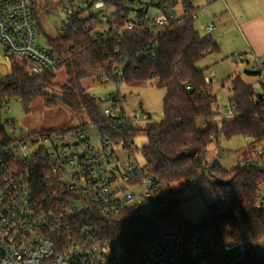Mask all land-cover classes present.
I'll return each mask as SVG.
<instances>
[{"label":"built area","instance_id":"1","mask_svg":"<svg viewBox=\"0 0 264 264\" xmlns=\"http://www.w3.org/2000/svg\"><path fill=\"white\" fill-rule=\"evenodd\" d=\"M177 4L181 6L179 0H63L61 7L67 22L77 16L100 24L94 29L96 37L107 41L115 36L116 54L122 31L146 29L142 47L152 58L157 36L178 23ZM213 28L211 20L204 25L206 34ZM38 34L31 0H0L4 56L8 61L10 56L25 59L29 71L37 75L54 72L60 60L37 42ZM243 57L233 54L236 61H244ZM247 68L264 85V60L254 56ZM120 69L113 68L117 89ZM206 81L212 83L213 75ZM260 97L262 92L255 102ZM107 100L99 118L88 124L32 132L2 121V113L9 111L7 101L2 103L0 264H183L184 252L189 250L184 241L199 257H192L195 264H264L248 244L200 234L195 223L185 219L182 229L162 232L138 260L130 259L116 239L103 234L99 218L127 209L148 220L164 214L171 225H178L182 217L175 210L173 194L162 190L132 150L131 129L152 122L144 106L139 103L128 115L118 90L108 93ZM237 113L228 102L219 105L215 115L224 118ZM119 149L125 153L121 155ZM255 201L256 207L264 206L260 189Z\"/></svg>","mask_w":264,"mask_h":264},{"label":"trees","instance_id":"2","mask_svg":"<svg viewBox=\"0 0 264 264\" xmlns=\"http://www.w3.org/2000/svg\"><path fill=\"white\" fill-rule=\"evenodd\" d=\"M179 1L183 11L178 23L157 36L150 53L152 58L142 47L147 39L146 29L122 31L120 53L116 54L115 36L105 41L94 35V29L100 28V24L92 25L77 16L69 22L63 20L64 31L46 40V46L58 56L59 67L65 73V82L57 86L58 98L70 108H83L91 120H96L103 106L99 97L86 91L84 80L116 81L114 67L121 68V82L130 86L153 79L157 87L164 89L162 119L136 126L128 136L133 138L138 132L146 135L147 142L139 152L161 188L186 180L200 190L209 182L214 199L207 205V213L195 223L198 233L251 247L252 241L264 236V206L256 207L255 201L256 192L264 186V145L261 150L253 147L242 150L236 164L228 169L217 161L208 163L205 154L209 143L213 140L218 145L220 137L242 135L264 143V97L258 102L254 100L261 92L264 95V85L257 79L258 92L241 75L226 77L221 82L229 83L228 102L238 113L220 122L209 119L215 116L219 105L215 103L212 83L206 81L205 70L195 65L205 54L218 51V45L210 34L201 35L194 29L197 0ZM9 63V72L0 75V109L9 98L18 99L27 109L32 100L46 97V88L52 84L55 72L34 74L25 59L15 56L9 57ZM245 73L254 75L248 70ZM53 102L54 99H46L48 106ZM198 118L205 119L201 126L197 125ZM191 150L194 153L185 156ZM248 161L251 162L248 164ZM215 178L229 182L217 184ZM137 216V211L127 209L99 218L103 234L116 239L132 260L140 259L162 232L185 226L183 217L178 225H171L169 216L164 214L147 222L137 221ZM183 264H195L186 251Z\"/></svg>","mask_w":264,"mask_h":264},{"label":"rangeland","instance_id":"3","mask_svg":"<svg viewBox=\"0 0 264 264\" xmlns=\"http://www.w3.org/2000/svg\"><path fill=\"white\" fill-rule=\"evenodd\" d=\"M31 2L34 6V15L37 25L41 30L37 36V42L41 44V46H45L47 39H53L62 32V21L65 18V11L61 7L63 5V0H31ZM197 3L200 7L194 16V29L199 34H204L206 20L211 19L214 23V31L213 33H210V35L215 39V37L220 35L218 32L224 34V50L218 45L220 51H212L211 53L205 54L204 57L196 63V68L204 69L205 75L213 70L216 73L219 71L224 72L223 70H235L236 60L233 59V54L231 55V52L238 48H234L232 51H229L231 50L229 48H233L234 43L235 45L238 43L236 35L239 37L240 33L236 27H233L232 29L227 27L228 24H226L225 29L223 23H219L218 19H220V17L218 19L212 18V7L209 1L198 0L196 5ZM174 9L177 16L182 14L183 10L179 4H177ZM225 12L228 14V10ZM226 13L221 14V16L226 15ZM222 30L224 32H222ZM242 41L245 45L246 42L243 38ZM13 61L17 62L15 58ZM219 62L222 64H218ZM238 62L237 68L239 74L249 79L253 84V87L259 91L260 85L256 82V79H254L252 75L245 73V70H247V64L241 63L242 61ZM9 68L10 63L4 56V50L0 48V75L9 72ZM54 72V77L51 82L52 84L46 88V97H37L32 100L27 109H24L20 101L16 98L6 99L9 111L2 113V121H12L16 127L23 132L63 130L90 123V116L83 108H70L63 102V100L58 98L57 86L58 84L65 82V73L61 67L56 68ZM215 74H212L213 80L218 84V78L220 77ZM83 85L89 94L100 98L101 107L108 104V93L116 92L118 90V92L124 96L123 105L128 115H132V110L140 103L144 106L151 121H159L162 119V98L164 95V89L157 87L154 84L153 79H149L138 86H130L123 82H119L118 89L115 81L104 78L99 80H84ZM229 89L230 85L228 87V90ZM228 90H214L215 95L218 98V105L223 104L227 106ZM46 99H54L53 104L48 106ZM210 118L211 117H209V119ZM221 119L222 117L215 115V120L217 122H220ZM204 120V118H198L197 125L201 126ZM132 139V150H134L135 157L140 163H143L144 160L139 149L147 142V137L143 132H138ZM263 145V141L253 142L251 139L242 135L232 136L227 139L220 137L218 139V145H216L213 140L209 143L205 154V160L208 163L217 161L221 167L228 169L236 164L242 150L248 147L261 150ZM119 153L123 155L125 152L119 149ZM220 154L221 156L218 157ZM162 190L173 194L176 203V212L189 223L198 222L207 213V205L214 199L209 182H205L201 189L197 190L192 183L186 180H178L171 183L168 187L162 188ZM261 191L264 197V186L261 187ZM184 245H187L189 248L188 254L199 260L198 255L192 250L191 246L186 244L185 241ZM251 249L258 258L264 259V236L252 241Z\"/></svg>","mask_w":264,"mask_h":264},{"label":"crops","instance_id":"4","mask_svg":"<svg viewBox=\"0 0 264 264\" xmlns=\"http://www.w3.org/2000/svg\"><path fill=\"white\" fill-rule=\"evenodd\" d=\"M208 1V0H206ZM195 1V5H196ZM211 4V16L214 19H218L220 17L219 23H223V27L226 29V24H228L227 27H230L232 29L233 27H236L238 32L240 33L239 37L236 35L238 43L233 45V48H229L232 51L234 48H238L231 52V55L234 53H241L243 54V59L241 63H248L254 56L259 57L260 59L264 60V0H211L209 1ZM199 7L200 5L197 3L196 5ZM197 10V11H198ZM228 10V14L225 12ZM226 13V15L221 16V14ZM196 14V13H195ZM195 16V15H194ZM211 19H207L208 22ZM214 30L211 31L213 33ZM220 31V30H219ZM222 32H224L222 30ZM220 35L213 38V40L216 42L217 45H219L220 48L224 50V34L218 32ZM206 34V33H204ZM202 34V35H204ZM212 37V36H211ZM242 38L245 40V45L242 41ZM220 51V49H218ZM226 51V50H225ZM228 51V50H227ZM239 51V52H238ZM217 63V62H216ZM238 61H235V70H222L224 72H215L210 71L206 77H209V75H214L215 73L219 75L220 78H218V84L215 83L213 80L212 87L213 94L215 95L214 90H228L229 84L228 82L225 84H222V80L230 75H240L238 72ZM218 64H222L219 62ZM225 65V64H224ZM248 70V68H247ZM237 71V72H235ZM215 74V75H216ZM242 76V75H241ZM254 79L256 77L252 75ZM217 77V76H216ZM246 81H249V79L242 76ZM257 82V79H256ZM216 84V85H215ZM260 85V84H259ZM260 91V89H259ZM258 91V92H259ZM230 96V89L228 90V96L227 101ZM215 103L218 106V98L215 95Z\"/></svg>","mask_w":264,"mask_h":264},{"label":"water","instance_id":"5","mask_svg":"<svg viewBox=\"0 0 264 264\" xmlns=\"http://www.w3.org/2000/svg\"><path fill=\"white\" fill-rule=\"evenodd\" d=\"M193 153H194V150H191V151L185 153V156L192 155ZM214 182L217 183V184H224V185H226V184H228L229 181H225V180H222V179L215 178L214 179ZM136 220L137 221H143V222H147L148 221V219L146 217L141 216V215H138L136 217Z\"/></svg>","mask_w":264,"mask_h":264}]
</instances>
